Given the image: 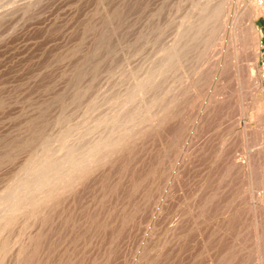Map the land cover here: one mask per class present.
I'll return each instance as SVG.
<instances>
[{"label": "rangeland", "instance_id": "rangeland-1", "mask_svg": "<svg viewBox=\"0 0 264 264\" xmlns=\"http://www.w3.org/2000/svg\"><path fill=\"white\" fill-rule=\"evenodd\" d=\"M204 1L0 0V264H15L22 242L28 251L24 258L32 259L27 264H264L259 192L245 169L230 162L253 147L240 134L247 123L260 124L264 131V101L258 99L264 100V10L255 18L263 91L251 95L230 69L219 74L214 66L226 24L233 15L253 11L258 0H211L221 4L223 16L214 30L202 29L208 33L203 36L193 27L206 21ZM188 18L194 22L193 41L183 49L178 31L190 24ZM244 37L238 58L248 65L252 45L248 47V34ZM172 42L180 49L171 50L176 47ZM200 68L203 76L196 86ZM207 97L213 103L210 115L190 133ZM176 98L185 106L187 128L178 139L172 125ZM190 135L186 152L195 149L188 155L191 161L176 163L181 143ZM160 154H165L163 167ZM174 162L177 180L170 175ZM65 172L74 179H66L72 175ZM162 187L170 194L160 217ZM259 188L264 198V185Z\"/></svg>", "mask_w": 264, "mask_h": 264}, {"label": "bare ground", "instance_id": "bare-ground-1", "mask_svg": "<svg viewBox=\"0 0 264 264\" xmlns=\"http://www.w3.org/2000/svg\"><path fill=\"white\" fill-rule=\"evenodd\" d=\"M225 1V0H224ZM263 2H264V0H258V2H257V5L255 6V8H254V10L253 11H246V10H244L243 12V15H242V12L240 13V14H238V15H233V17H232V21L231 22H229L228 24H226L227 25V27H226V29H227V31L225 30L224 32H227V34L222 38V41L220 42V52H219V55L220 56H218L219 58L216 60V66H214L215 68L217 67V70L218 71H220V72H218L219 74L220 73H222L221 71L223 70V69H225L226 68V70H228V69H230V71H231V74H232V76L238 81V85H240V87H244V91H245V93H247V94H254L253 93V91H257V90H262L263 91V89L262 88H260V79H261V74L260 73H258V70H257V58H258V49H257V46L259 45V37H260V31L258 30V28H257V26H256V23H255V18L264 10V4H263ZM226 3V2H225ZM224 4V3H223ZM227 5H228V2L226 3ZM202 6V4L200 5V6H198V7H201ZM231 6V5H230ZM197 9V8H196ZM202 9H203V12L204 11H206V12H208L207 14H208V16H207V18H203V20L204 19H206V21H203L202 23V26H201V28H198V26H195L194 25V27L192 26L193 25V23H191L192 21H190V19H192V18H188V23H190L189 25H185V27H184V25H182V24H178L179 26H183L184 28H179L180 30L178 31L179 32V40H178V42H179V46H180V43H181V46L180 47H182L183 49L185 48V46H186V44H188L191 40H192V38L189 40V37H192V36H190V34L192 35V30H194L193 28H196V29H198V32L200 31L201 33H202V29L203 30H205L207 27L208 28H211V30H214L213 28H214V25L216 26V21H217V19L219 18V15L221 14L220 13V11H222L221 10V4L219 3V2H215L214 3V1H211V0H207L206 2L204 1L203 2V6H202ZM231 9V8H230ZM245 9V8H244ZM192 11V10H191ZM194 11V10H193ZM198 11V10H197ZM226 11V10H225ZM230 11V10H229ZM206 12L205 13H203V15L204 14H206ZM190 13V12H189ZM230 13V12H229ZM228 13V14H229ZM231 13H234V12H231ZM230 13V14H231ZM197 14V13H196ZM225 14V13H224ZM228 14H227V16H228ZM191 17L193 16V15H190ZM189 16V17H190ZM198 16V15H197ZM221 16H223V13L221 14ZM231 17V16H230ZM229 17V18H230ZM243 17H244V19H245V26H243V27H240V25H241V23L243 22L244 23V20H243ZM194 18H196V16H194ZM202 18V17H201ZM222 18V17H221ZM220 18V19H221ZM181 19V18H180ZM179 19V20H180ZM197 19V18H196ZM226 19V18H225ZM198 20V19H197ZM243 20V21H242ZM181 21H183V20H181ZM184 21H185V19H184ZM187 21V20H186ZM202 21V20H201ZM201 21H199L200 23H201ZM221 21V20H220ZM222 21H223V19H222ZM225 22V21H224ZM178 23V22H177ZM179 23H181V22H179ZM227 23V22H226ZM244 25V24H243ZM179 26H177V27H179ZM181 26V27H182ZM176 27V28H177ZM193 27V28H192ZM220 27V26H219ZM245 27V28H244ZM183 29V30H182ZM225 29V28H224ZM177 30V29H176ZM192 31V32H191ZM209 31V30H208ZM207 31V32H208ZM222 31H223V29H222ZM198 32H195V34L197 33V34H200V33H198ZM221 32V31H220ZM204 33V32H203ZM202 33V35L203 36H205L206 34H208V33H206L205 35ZM218 33V32H217ZM246 34V36L244 37V35ZM194 34V33H193ZM194 34V36L196 37L197 36V34L195 35ZM214 34H215V31H214ZM247 34H248V36H249V43H247L248 44V47H249V44H250V42H251V45L252 46H250V47H252V49L250 48V50L252 51V58H250V61L251 62H249L248 63V65H244V64H241V62H239V58H238V55L240 56V51H242L245 47H243V45L244 46H246V44L244 43L243 44V42H246V41H243L242 39H243V37L245 38V40H247ZM213 34L212 33H210V36H212ZM221 35V34H220ZM220 35H218V36H220ZM193 36V37H194ZM203 36H197L198 38L199 37H203ZM208 36V35H207ZM206 36V37H207ZM209 36V37H210ZM223 35H221V37H222ZM194 37V38H195ZM206 37H205V39H204V41L206 40ZM220 37V38H221ZM176 38V37H175ZM211 38V37H210ZM210 38H207V41L209 42L210 40H208V39H210ZM212 38H213V36H212ZM211 38V39H212ZM173 39V38H172ZM172 39H171V41H172ZM215 39V38H214ZM200 40V39H199ZM201 40H202V38H201ZM201 40H200V44L202 43L201 42ZM173 41H174V39H173ZM193 41V40H192ZM206 41V42H207ZM220 41V40H219ZM175 42H176V40H175ZM174 42V43H175ZM208 42H207V44H208ZM216 42V41H215ZM217 42H218V40H217ZM241 42H242V44L243 45H241ZM169 43V42H168ZM173 43V42H172ZM172 43H171V45H172ZM173 43V44H174ZM191 43V42H190ZM204 43V42H203ZM202 43V45L203 46H205V44H203ZM177 44L178 43H175V45H176V47L175 48H172L171 46V50L172 49H176L178 46H177ZM212 44V43H211ZM214 44V43H213ZM209 45V44H208ZM202 46V47H203ZM164 47V46H163ZM180 47H178L177 49H180ZM200 47V46H199ZM201 47V48H202ZM242 47V48H241ZM208 48V47H207ZM219 48V46L217 47V49ZM164 49V48H163ZM176 49V50H177ZM242 49V50H241ZM212 50V49H211ZM216 50V49H215ZM170 51V50H169ZM178 51H182V50H178ZM210 51V50H209ZM217 51H215V53L217 52ZM183 52V51H182ZM171 53V55H172V52H169V54ZM174 53V56H175V54H177V52H173ZM168 54V56H170ZM178 56H179V53L177 54ZM176 55V56H177ZM181 55V54H180ZM167 56V57H168ZM173 56V55H172ZM175 56V57H176ZM177 56V57H178ZM176 57V58H177ZM174 58V57H173ZM176 58H174V59H176ZM179 58V57H178ZM164 60V59H163ZM178 60V59H177ZM176 60V61H177ZM168 61H169V59H168ZM174 61V60H173ZM166 62H167V59H166ZM165 62V63H166ZM179 62V61H178ZM177 62V63H178ZM167 64V63H166ZM178 64H180V63H178ZM162 65H164V64H162ZM167 65H169V64H167ZM229 66V68H227ZM202 67H203V65H202ZM163 70V69H162ZM199 70V69H198ZM204 69L202 68H200V70L199 71H197L198 73L196 74L197 76H196V79H195V81H194V84L196 85V83L198 84L199 82V84H201V79H202V76H203V71ZM165 71V70H164ZM215 70H213V72H214ZM192 73H194V72H192ZM211 74H212V72H211ZM193 75V74H192ZM210 75V74H209ZM213 75H216V73L214 72V74ZM213 75H210V77L211 76H213ZM210 77H208V78H210ZM214 77V76H213ZM219 77V76H218ZM217 77V78H218ZM192 78H195V77H192ZM208 78H206V79H208ZM216 78V77H215ZM142 79H144V78H142ZM140 80V79H139ZM149 80V79H148ZM216 80V79H215ZM214 80V81H215ZM193 81V80H192ZM204 81H205V76H204ZM207 81V80H206ZM208 81H209V79H208ZM207 81V82H208ZM209 82H211V81H209ZM208 82V83H209ZM220 82V81H219ZM136 83V82H135ZM191 83V82H190ZM189 83V84H190ZM213 83V82H212ZM221 83V82H220ZM182 84V83H181ZM194 84H191L190 86L192 87ZM206 84V83H205ZM204 84V85H205ZM210 85H211V83H210ZM140 86V85H139ZM142 86V85H141ZM197 86V85H196ZM195 86V87H196ZM199 86V85H198ZM187 87V86H186ZM190 87V88H191ZM212 87V86H211ZM216 87V86H215ZM215 87H213V88H215ZM181 88H182V85H181ZM180 88V90H181V92L183 93V91H182V89ZM189 88V87H188ZM223 88V87H222ZM135 89V88H134ZM199 89V88H198ZM197 89V90H198ZM212 89V88H211ZM218 88L216 87V89L214 90V92L217 90ZM220 89H221V87H220ZM219 89V90H220ZM138 90H139V87H138ZM141 90H142V88H141ZM213 90V89H212ZM191 91L193 92L194 90L193 89H191ZM199 91H200V89H199ZM137 92H139V91H137ZM136 92V93H137ZM141 92V91H140ZM180 92V93H181ZM185 93H186V91H184ZM192 92H191V94H192ZM195 92V91H194ZM194 92H193V94H194ZM241 92H242V90H241ZM179 93V92H178ZM184 93V96L185 95H187L188 97H189V95L186 93L185 94ZM199 93V92H198ZM139 94V93H138ZM193 94H192V96L191 97H193ZM203 94V93H202ZM208 94V93H207ZM224 94V93H223ZM127 96H128V94H127ZM131 96V95H130ZM129 96V97H130ZM180 95H178V97H179ZM197 96H198V94H197ZM208 96V95H207ZM221 96V95H220ZM238 96H240V93L238 94ZM205 98H206V96H205ZM207 98H209V97H207ZM264 98V97H263ZM181 99H188L189 100V98H185V97H182ZM197 99V98H196ZM202 99H204V98H202ZM260 101H264L263 99H262V97L261 98H258ZM128 100V99H127ZM176 100H177V102L176 103H178V106H177V109H176V118H175V115L173 116L174 118H175V120H176V123H174V124H176V125H174V124H172L174 127L173 128H175V126H176V129H174V130H176L174 133H176V138L177 137H181L180 135H181V133L183 134V131L184 132H186V130H187V128H186V124L184 123L185 121H184V117H183V115H182V113H183V110H184V108L183 107H185V106H182V100L180 101V98H179V101H178V98H176ZM194 100V99H193ZM214 101H215V103H219L221 100H219L218 98L216 99V98H214L213 99ZM186 101V100H185ZM191 101V100H190ZM204 101V100H203ZM257 101V100H256ZM188 102V101H187ZM192 102V101H191ZM205 102V103H204ZM203 102V104L201 103L200 104V109H199V111H198V113H197V115L195 116L196 117V119H195V121H193L194 123H192V127H191V132L190 133H192V132H194L193 130H196V127L197 126H199L200 125V123L203 121V118H204V116H209L210 114H208V109H210V107H212L213 106V103H211L212 102V100H211V98H209V99H207V100H205ZM197 103V102H196ZM176 105V104H175ZM184 105V104H183ZM192 105V104H191ZM145 106H146V104H145ZM144 106V108H146ZM150 106V105H149ZM222 108H223V106H221ZM264 107V106H263ZM148 108V107H147ZM195 108V107H194ZM219 108H220V105H219ZM148 110V109H147ZM139 111V110H138ZM141 112L140 113H142V110H140ZM145 111V110H144ZM188 112V111H187ZM186 112V113H187ZM145 113V112H144ZM174 113V114H175ZM138 114V116L140 115L139 113H137ZM223 114V113H222ZM190 115V114H189ZM135 116V115H134ZM148 116H150V115H148ZM185 116H186V114H185ZM213 116V115H212ZM141 117V116H140ZM140 117H135V118H138V120H140L139 118ZM143 117V116H142ZM131 118H133V117H131ZM146 118V117H145ZM165 118H167V117H165ZM215 118V117H214ZM129 119H130V117H129ZM162 119H164V117L162 118ZM185 119H186V117H185ZM202 119V120H201ZM205 119V121H206V119L207 118H204ZM262 119V118H261ZM263 119H264V113H263ZM145 120V119H144ZM171 120H173V119H171ZM194 120V119H193ZM223 120V119H222ZM128 122H129V120H127ZM130 121H133V120H130ZM159 121H161L160 123L161 124H163V120H159ZM205 121H203V122H205ZM173 122V121H172ZM202 122V123H203ZM136 123V122H135ZM215 123V122H214ZM194 124V125H193ZM218 124V123H217ZM126 125H128L129 126V124L127 123ZM133 125V124H132ZM136 125H137V123H136ZM263 126V125H262ZM188 127H189V125H188ZM200 127V126H199ZM129 128V127H128ZM172 128V129H173ZM130 129V128H129ZM163 129V128H162ZM198 129V128H197ZM217 129V128H216ZM227 129V128H226ZM173 130V131H174ZM164 131V130H163ZM128 132V131H127ZM132 132V131H131ZM130 132V133H131ZM220 132V131H219ZM241 133L240 134H242L241 136H243V138H245V140H247L248 141V144L250 145H253V147L251 148V149H247V150H245V154L244 155H242V156H240V157H237V155H235V156H233V158L231 159V165H232V167H238L239 169H242V168H244L245 169V171H246V173H248L247 175H249V179H250V185H253L254 187H256V189L258 190V192H259V194H257L256 195V203H257V201L259 202V204H260V206L259 207H263L264 208V198H262V196H261V192H262V190L259 188L258 189V187L259 186H261V185H264V131H263V129H262V127L260 126V124H257L256 125V127H254V126H249V124L247 123L242 129H241V131H240ZM171 132H169V135H171L170 134ZM187 133V132H186ZM189 133V134H190ZM212 133V132H211ZM66 134H69V133H66ZM126 134V133H125ZM128 134V133H127ZM126 134V135H127ZM111 135V134H110ZM117 135V134H116ZM132 135V134H131ZM169 135H165L166 136V138H167V136H169ZM213 135V134H212ZM113 137H114V135H112ZM123 136V135H122ZM125 136V135H124ZM123 136V137H124ZM129 136H130V134H129ZM133 136V135H132ZM131 136V137H132ZM183 137H184V134L182 135ZM211 136V135H210ZM65 137H66V135H65ZM106 137V136H105ZM104 137V138H105ZM118 137V136H117ZM170 137V136H169ZM168 137V138H169ZM173 137V136H172ZM175 137H173L174 139H175ZM165 138V137H164ZM163 138V139H164ZM165 138V139H166ZM167 138V139H168ZM172 138V139H173ZM210 138V137H209ZM66 139H67V137H66ZM114 139H115V137H114ZM114 139H113V142H114ZM117 139V138H116ZM119 139V138H118ZM166 139V141H168ZM173 139V143L174 144H176L174 141H176V139L174 140ZM178 139V138H177ZM190 139H191V135L190 136H185V138H184V140H183V145H182V143L181 142H179V143H181V149H179V154L177 155V159H176V163H179V162H181V161H184V163L185 164H189L190 163V161H191V155H190V157L188 156L189 155V153H190V151H192L193 149H191L189 152H186V147L188 146L187 144L189 143V141H190ZM67 140H70V139H67ZM105 140V139H104ZM106 140H108V138H106ZM170 140V139H169ZM162 141V140H161ZM165 141V142H166ZM172 141V140H171ZM181 141V140H180ZM164 142V141H163ZM177 142V141H176ZM202 142V141H201ZM200 142V143H201ZM66 143V142H65ZM64 143V144H65ZM93 144H95L96 142H92ZM116 143V142H115ZM122 143V142H121ZM167 143H169V142H167ZM91 144V143H90ZM89 144V145H90ZM114 143H112V145H113ZM161 144H163L164 145V143H161ZM63 145V144H62ZM65 145H67V144H65ZM99 144H97V146H98ZM103 144H101V146H102ZM109 145H111V143L109 144ZM170 145H171V143H170ZM201 145V144H200ZM200 145H199V147H200ZM68 146V145H67ZM87 146V145H86ZM114 146V145H113ZM202 147H203V145H201ZM66 147V146H65ZM69 147V146H68ZM73 147V146H72ZM90 147V146H89ZM105 147V146H104ZM118 147H120V146H118ZM197 147V146H196ZM249 147V146H248ZM67 148V147H66ZM91 148H93V147H91ZM95 148V147H94ZM93 148V149H94ZM97 148V147H96ZM116 148H117V146H116ZM163 148V147H162ZM166 148V147H165ZM174 148H176V147H174ZM174 148H172L173 150H174ZM201 148V147H200ZM71 150H73L72 148H70ZM113 149V148H112ZM177 149V148H176ZM175 149V150H176ZM203 149V148H202ZM77 150V149H76ZM82 150V149H81ZM97 150H99L98 148H97ZM105 150V149H104ZM103 150V151H104ZM116 150V149H115ZM168 150V149H167ZM195 150V149H194ZM193 150V151H194ZM198 150H199V148H198ZM74 151H75V149H74ZM96 151V150H95ZM107 151V150H106ZM164 151H166L165 149L163 150V152ZM192 151V152H193ZM65 152V151H64ZM69 152V151H68ZM67 152V153H68ZM78 152H79V150H78ZM97 152V151H96ZM102 152V151H101ZM109 152V151H108ZM112 152V151H111ZM114 152V151H113ZM121 152V151H120ZM166 152H168V151H166ZM70 153V152H69ZM81 153V152H80ZM90 153V152H89ZM99 153V152H98ZM161 153V152H160ZM170 153V152H169ZM71 154V153H70ZM69 154V155H70ZM76 155L74 156L75 158V160H77V158H78V160H80L79 158L80 157H76L77 156V153H75ZM79 154V153H78ZM84 154H85V152H84ZM112 154V153H111ZM66 155H68V154H66ZM89 155V154H88ZM107 155H109V154H107ZM70 156H72V155H70ZM104 156V154L102 155V157ZM160 156H161V154H160ZM164 156H165V154L164 155H162L161 157H162V159L160 160L161 161V166H162V162H163V160H164ZM196 156V155H195ZM97 157V156H96ZM95 157V159H97ZM100 157V156H99ZM166 157L169 159V157L166 155ZM228 157V156H227ZM92 158V157H91ZM166 158V159H167ZM62 159V158H61ZM71 159V158H70ZM74 159H73V156H72V159H71V161H70V163H72V161H74ZM86 159H87V157H86ZM165 159V160H166ZM64 160H66V159H64ZM68 160V161H67ZM67 162L69 163V158H67ZM82 160V159H81ZM62 161V160H61ZM65 161V163H67ZM63 162V164H64V161H62ZM78 162V161H77ZM82 161H79L78 163L80 164ZM83 162H84V158H83ZM94 162V161H93ZM92 162V163H93ZM167 162H168V160H167ZM166 162V163H167ZM174 162V166L170 169V171H171V177L173 178V179H175V180H177V179H180V175H179V170H178V164H176ZM69 163V166L71 165ZM75 164H76V161L74 162ZM62 164V165H63ZM73 164V163H72ZM78 164V165H79ZM82 164V163H81ZM87 164H89V162L87 163ZM165 164V163H164ZM168 164V163H167ZM166 164V165H167ZM64 165H66V164H64ZM84 165H86V164H84ZM52 166V165H51ZM50 166V167H51ZM67 166V165H66ZM73 166H75V165H73ZM72 165H71V167H72V169H74V167H73ZM77 166V165H76ZM159 166V165H158ZM165 166V165H164ZM56 167V166H55ZM60 167V166H59ZM68 167V166H67ZM78 167V166H77ZM76 167V168H77ZM81 167V166H80ZM163 167V166H162ZM48 168V167H47ZM63 168H66L65 166H63ZM70 168V167H69ZM79 168V167H78ZM83 168V167H82ZM88 168V167H87ZM86 168V169H87ZM165 168V167H164ZM51 169V168H50ZM54 169V168H53ZM59 169V168H58ZM72 169L70 168V170L72 171ZM89 169V168H88ZM57 170V169H56ZM66 170H68V168H66ZM65 170V171H66ZM160 170H162L161 171V175H163L162 174V172H163V169H160ZM49 171V170H48ZM51 171V170H50ZM49 171V172H50ZM52 171H54V170H52ZM64 171V170H63ZM74 171H76V169L75 170H73L72 172L74 173ZM87 171H89V170H87ZM165 171H166V173L168 172L167 171V169L165 168ZM165 171H164V173H165ZM45 172H47V170L45 171ZM48 172V173H49ZM67 172V171H66ZM65 172V173H66ZM86 172V171H85ZM60 173H61V171H60ZM62 173H64V172H62ZM70 173V172H69ZM69 173H66V174H68V176H70V175H72L71 173L69 174ZM76 173V172H75ZM81 173V172H80ZM65 174V175H66ZM168 175H169V173H167ZM65 175H64V177H65ZM79 175V174H78ZM167 175V176H168ZM44 176V175H43ZM53 176H54V174H53ZM67 176V175H66ZM77 176V175H76ZM63 177V176H62ZM61 177V178H62ZM73 177V178H72ZM72 177L70 176V177H66V179L67 178H70V179H74V175H72ZM39 179H40V177H39ZM65 179V178H64ZM66 179H65V181H66ZM79 179H81V178H79ZM165 179V178H164ZM172 179V180H173ZM37 180H38V178H37ZM47 180V179H46ZM69 180V179H68ZM172 180H170L169 179V181H172ZM48 181H49V179H48ZM71 181V180H70ZM69 181V182H70ZM75 181V180H74ZM165 181V180H164ZM41 182V181H40ZM50 182V181H49ZM61 182H62V180H61ZM67 182V181H66ZM73 182V181H72ZM59 183H60V179H59ZM75 183V182H74ZM166 183V182H165ZM164 183V184H165ZM168 183V182H167ZM55 184H57V183H55ZM163 184V185H164ZM166 185H168V184H166ZM59 186V185H58ZM57 186V187H58ZM71 186V185H70ZM169 186V185H168ZM167 186V187H168ZM34 187V186H33ZM39 187V186H38ZM51 187V186H50ZM50 187H49V189H50ZM55 187V186H54ZM60 187L62 188V185L60 184ZM164 187V186H163ZM162 187V188H163ZM170 187V186H169ZM251 187V186H250ZM249 187V188H250ZM43 188V187H42ZM53 188V187H52ZM33 189V188H32ZM36 189V188H35ZM48 189V188H47ZM168 189V191H169V188H167ZM167 189H164L163 188V192H162V195H160V197H161V199H159V202H160V200H161V203L159 204V206H158V215L160 216V215H162L163 213H164V211L166 210L167 211V209H166V207H165V205L163 206L162 204H163V202L166 200V202H167V200L168 199H166L168 196H169V194L170 193H168V191H166ZM45 190V189H44ZM48 191V190H47ZM36 192V191H35ZM52 192V191H51ZM59 192V191H58ZM42 193V192H41ZM48 193H50V192H48ZM57 193V192H56ZM45 195V194H44ZM44 195H43V197H44ZM42 196V195H41ZM55 196V195H54ZM5 197V196H4ZM3 199V198H2ZM39 199V198H38ZM12 200V199H11ZM16 200V199H15ZM15 200H13L12 201V203L15 201ZM36 200V199H35ZM33 201V200H32ZM31 201V202H32ZM255 201V200H254ZM18 202V201H17ZM20 202H22V201H20ZM19 202V203H20ZM9 203H10V201H9ZM8 203V204H9ZM25 203H27V202H25ZM30 203V202H29ZM8 204H6L7 206H8ZM21 204V203H20ZM13 205H14V203H13ZM258 205V204H257ZM26 206H27V204H26ZM167 206H169V205H167ZM19 207V206H18ZM21 207V206H20ZM164 207H165V210H164ZM187 207H189V209H190V206H188L187 205ZM11 208V207H10ZM192 208H194V207H192ZM262 208V209H263ZM7 209H8V207H7ZM14 209V208H13ZM12 208H11V210H13ZM170 209V208H169ZM188 209V208H187ZM31 210V209H30ZM171 210V209H170ZM170 210H169V212H170ZM264 210V209H263ZM33 211V210H32ZM165 211V212H166ZM194 211V210H193ZM30 212V211H29ZM38 212V211H37ZM37 212H36V214H37ZM40 212V211H39ZM189 212H192L191 211V209L189 210ZM188 213V212H187ZM35 214V215H36ZM39 214V213H38ZM44 214V213H43ZM193 214H195V213H193ZM165 215H167L166 213H165ZM169 215V214H168ZM196 215H197V213H196ZM164 216V215H163ZM162 216V217H163ZM171 216V215H170ZM173 216V215H172ZM195 216V215H194ZM34 217V216H33ZM43 217V216H42ZM161 217V216H160ZM36 218H37V216H36ZM35 218V219H36ZM39 219V218H38ZM188 219H191V216L189 217L188 216ZM193 220V219H192ZM34 221V220H33ZM37 222V221H36ZM40 223H42V221L40 222ZM37 224H38V222H37ZM165 224V223H164ZM164 224H162V225H164ZM177 225V224H176ZM31 226H32V224H31ZM30 225H29V227H31ZM34 226V225H33ZM189 226H190V224H189ZM21 228V227H20ZM34 228V227H33ZM40 228V227H39ZM170 228V227H169ZM38 229V228H37ZM176 229V228H175ZM189 229V228H188ZM21 230V229H20ZM163 230V229H162ZM38 231V230H37ZM36 231V232H37ZM41 231V230H40ZM170 231V230H169ZM21 232V231H20ZM39 232V231H38ZM37 232V233H38ZM167 232V231H166ZM19 233V232H18ZM32 233V232H31ZM43 233V232H42ZM41 233V234H42ZM28 234V233H27ZM34 234V233H33ZM17 235V234H16ZM16 235H15V238H16ZM165 235V234H164ZM25 237V235H22V239ZM27 237V236H26ZM41 237V236H40ZM39 237V238H40ZM20 238H21V236H20ZM20 238H18V239H20ZM29 239L31 238L30 236L28 237ZM36 238H38V237H36ZM17 239V240H18ZM31 239H33V240H31ZM30 240L31 241H34V237H32ZM41 239V238H40ZM17 240H15V241H17ZM30 240L29 241H27L28 243L30 242ZM165 240H166V238H165ZM168 240H170V239H168ZM201 240V239H200ZM37 241H39V240H37ZM167 241V240H166ZM171 241V240H170ZM40 242H42V240L40 241ZM163 242H164V240H163ZM17 243H19V242H17ZM23 243V242H22ZM21 243V245H18V248H17V254H16V258H15V261H14V263L15 264H25V262L26 261H28L29 259L28 258H26V259H28V260H26L24 257H26V253L28 252H26L25 250H23L24 249V246H23V244ZM27 243V245H29ZM31 243H34V242H31ZM167 243H169V242H167ZM205 243V242H204ZM14 244H16V243H14ZM20 244V243H19ZM37 244V243H36ZM165 244H166V242H165ZM33 244H30V246H32ZM162 245H163V243H162ZM171 245V244H170ZM169 245V246H170ZM14 246V245H13ZM21 246V247H20ZM29 246V247H30ZM34 246V245H33ZM32 246V247H33ZM39 246V245H38ZM41 246V245H40ZM23 247V248H22ZM22 248V249H21ZM31 248V247H30ZM170 248V247H169ZM26 249V248H25ZM37 249V248H36ZM38 249H40V248H38ZM163 249V248H162ZM28 250V249H27ZM34 250H35V248H34ZM41 250V249H40ZM161 250V249H160ZM15 251V250H14ZM23 251V252H22ZM25 251V252H24ZM42 251V250H41ZM32 252H33V250H32ZM37 252H38V250H37ZM43 252V251H42ZM34 253V252H33ZM36 253V252H35ZM43 253H45V252H43ZM23 254H25V255H23ZM28 254V253H27ZM38 254V253H37ZM48 254V253H47ZM163 254V253H162ZM29 255H30V253H29ZM223 256V255H222ZM29 257V256H28ZM14 258V257H13ZM32 258H34V257H32ZM40 258V257H39ZM205 258V257H204ZM31 259V258H30ZM43 259V258H42ZM41 259V260H42ZM46 259V258H45ZM214 259V258H213ZM26 260V261H25ZM32 260V259H31ZM31 260H29V261H31ZM40 260V259H39ZM209 260H211V258L209 259ZM43 261V260H42ZM45 261V260H44ZM213 262H214V260H212ZM216 261V260H215ZM38 262V261H37ZM212 262V263H213ZM217 262V261H216ZM215 262V263H216ZM228 262V261H227ZM35 263H36V260H35ZM42 263V262H41ZM40 263V264H41ZM195 263V262H194ZM200 263V262H199ZM222 263V262H221ZM249 263V262H248ZM26 264H27V262H26ZM29 264H31V262L29 263ZM45 264V263H44ZM188 264V263H187ZM214 264V263H213ZM218 264H220V263H218Z\"/></svg>", "mask_w": 264, "mask_h": 264}, {"label": "crops", "instance_id": "crops-1", "mask_svg": "<svg viewBox=\"0 0 264 264\" xmlns=\"http://www.w3.org/2000/svg\"><path fill=\"white\" fill-rule=\"evenodd\" d=\"M263 40H264V28H263Z\"/></svg>", "mask_w": 264, "mask_h": 264}, {"label": "built area", "instance_id": "built-area-1", "mask_svg": "<svg viewBox=\"0 0 264 264\" xmlns=\"http://www.w3.org/2000/svg\"><path fill=\"white\" fill-rule=\"evenodd\" d=\"M263 193H264V189H263Z\"/></svg>", "mask_w": 264, "mask_h": 264}]
</instances>
